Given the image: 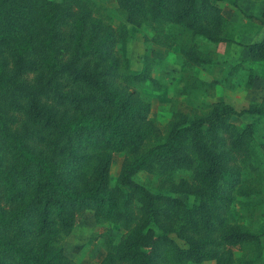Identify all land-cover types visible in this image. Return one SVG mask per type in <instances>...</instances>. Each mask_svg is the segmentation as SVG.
<instances>
[{
    "label": "trees",
    "instance_id": "1",
    "mask_svg": "<svg viewBox=\"0 0 264 264\" xmlns=\"http://www.w3.org/2000/svg\"><path fill=\"white\" fill-rule=\"evenodd\" d=\"M218 1L114 0L123 22L113 25L90 0H0V264H75L61 242L88 210L122 230L105 238L98 264H235L236 248L254 253L242 264L260 259V235L230 214L258 170L254 125L232 117L264 118V95L240 109L214 101L200 115L175 111L159 136L134 89L157 85L149 65L130 73L116 52L127 25L150 27L155 43L169 25L233 42ZM239 45L264 59V34ZM179 52L184 65L208 61L195 44ZM113 152L123 156L111 182ZM138 172L156 177L155 191Z\"/></svg>",
    "mask_w": 264,
    "mask_h": 264
},
{
    "label": "rangeland",
    "instance_id": "2",
    "mask_svg": "<svg viewBox=\"0 0 264 264\" xmlns=\"http://www.w3.org/2000/svg\"><path fill=\"white\" fill-rule=\"evenodd\" d=\"M101 14L112 18L113 25L123 22L114 0H90ZM217 4L223 16L231 23L227 34L233 42L210 43L201 38H191L177 26L161 29L160 43L149 38L154 35L148 26L127 25V38L116 44L119 57L126 59V70L139 73L145 64L157 85L150 81L135 84L134 89L149 102V117L154 121L159 136L164 135L167 123L175 111L188 115L204 113L211 102L223 101L235 109L257 103L264 95V59L250 55L247 48L239 44L258 41L264 34V0H220ZM263 11V12H262ZM195 44L197 50L207 58L202 65H184L180 47ZM237 127L251 122L254 125V148L258 151L257 174L250 173L253 180L246 186L249 196L236 195L231 205V217L240 226L260 235L262 250L258 261L264 264V118L244 114L232 117ZM153 137L151 141H154ZM122 153L113 152L109 178L115 181ZM188 177L187 172L178 171L174 178ZM134 179L156 190V177L138 172ZM175 197L187 206L194 203L193 196L177 193ZM122 230L108 221H96L90 210L86 211L62 240L64 254L75 264H98L104 254L105 238L116 242ZM176 241L182 245L181 241ZM235 264L253 258L254 253L243 248L233 249ZM188 264H214L213 261Z\"/></svg>",
    "mask_w": 264,
    "mask_h": 264
},
{
    "label": "crops",
    "instance_id": "3",
    "mask_svg": "<svg viewBox=\"0 0 264 264\" xmlns=\"http://www.w3.org/2000/svg\"><path fill=\"white\" fill-rule=\"evenodd\" d=\"M263 12V11H262Z\"/></svg>",
    "mask_w": 264,
    "mask_h": 264
}]
</instances>
